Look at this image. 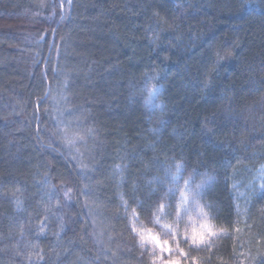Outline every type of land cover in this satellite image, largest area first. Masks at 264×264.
Segmentation results:
<instances>
[{"label":"trees","instance_id":"1","mask_svg":"<svg viewBox=\"0 0 264 264\" xmlns=\"http://www.w3.org/2000/svg\"><path fill=\"white\" fill-rule=\"evenodd\" d=\"M170 164L227 229L190 256L264 264V0H0V264H152Z\"/></svg>","mask_w":264,"mask_h":264},{"label":"snow or ice","instance_id":"2","mask_svg":"<svg viewBox=\"0 0 264 264\" xmlns=\"http://www.w3.org/2000/svg\"><path fill=\"white\" fill-rule=\"evenodd\" d=\"M148 91L150 98L154 91V87L149 88ZM147 99L148 98H146V100ZM69 143H75V138L69 139ZM117 168H119V166H117ZM182 178L180 164L176 165V171L171 173L170 179L167 174L164 180H161L159 177L153 178L154 182L158 184L166 181L170 186L161 196V202L152 213L151 222L154 225H158L164 234L169 236L171 241L175 242V247L172 246L169 239H161L159 233H154L153 229L144 227L137 228L135 223L132 225V232L139 236L141 246L146 242H150L153 245L152 252L150 253L152 264H188L189 260L191 264H200L197 257L190 256V252L193 249L199 251L202 246H207L210 250L213 237H218L221 233L227 234V229L225 228H221L219 233L213 230V225L208 220V213L204 211L205 207L210 208L211 205H201L199 203V198L202 197L203 181L193 187L191 183L192 177L189 176L187 179H184L183 186H181L179 180ZM261 188L264 189V185H261ZM153 191H155V189H153ZM176 192H179V197L175 204V223L162 222L165 216L170 215V213L166 212V209L171 207V198L175 196ZM190 204L196 205L200 214L204 217L205 222L201 223L199 229L193 228L191 232L185 229L183 233H181L180 221L183 219V213L187 211ZM124 207L127 211V202H124ZM132 219L133 221L139 219L135 209H133ZM236 231L239 232L240 229L237 228ZM181 242L188 245L187 251L184 247H181ZM156 249H159V255H157ZM164 253L168 254L167 258L164 257ZM175 253H178V257L174 255Z\"/></svg>","mask_w":264,"mask_h":264},{"label":"rangeland","instance_id":"3","mask_svg":"<svg viewBox=\"0 0 264 264\" xmlns=\"http://www.w3.org/2000/svg\"><path fill=\"white\" fill-rule=\"evenodd\" d=\"M153 87H154V91H153L151 97L150 98L148 97V107H149V110L151 113H154L155 111H159L163 108V102L161 99L162 87L160 85H155V86H152L151 88H153ZM60 116L62 117V123L64 126L63 129L66 131V133H68V135L71 139L75 138V141H76L77 140L76 135L78 134L77 133V126L75 127L74 125H72V122H73L72 120H68L65 116H62V115H60ZM63 117H64V119H63ZM117 166H119V168H117ZM117 166L115 167V171L117 173L122 172V170H123L122 164H119ZM175 171H176V165H173V164L160 165V167L157 169V171L152 174L151 178H149L148 180L147 179L145 180V186L151 187L152 184H155V185H157V189L158 190L161 189L162 193L164 194V192L168 189V187L170 185L166 181L164 183L158 184V183L154 182L153 178L159 177L161 180H164V178L167 174V176L170 179L171 173H173ZM121 181H122V178L119 179V182H118L119 185L121 184ZM183 183H184V179L182 178L179 180V184L181 186H183ZM191 183H192V186L195 187L196 184L192 181H191ZM203 190H204V186L202 188V197L199 198V203L201 205H205L203 202ZM178 197H179V192H176L175 196H173L171 198V207L166 209V212L170 213V215L165 216L162 222L175 223V206L172 205V201L175 200V204H176ZM127 211L129 212L131 225H133V223H135L137 228H139V227L146 228L139 215H138L139 219L137 221H133V219H132L133 211H130L129 209H127ZM204 211L208 213V220L213 225V230L217 231L219 233L220 229L212 222L207 207L204 208ZM203 222H205L204 217L200 214L199 209L196 207L195 204H190L187 208V211L183 213V219L180 221V231H181V233H183V231L185 229H187L189 232H191V230L193 228L199 229L201 223H203ZM153 232L159 233L161 239H169L172 246L175 247V242L171 241V238L169 236H166L164 234V232L160 229V227L158 230H153ZM221 234H219L218 237ZM218 237H213L212 242H214ZM186 246H188V245H185V244H183V242H181V247H184L185 250H186ZM142 247L147 249L150 253L152 252L153 245L150 242H146ZM156 253H157V255L160 254L159 249H156ZM163 255L165 258L168 257L167 253H164ZM174 255H176L178 257V253H175ZM188 264H191L190 260L188 261Z\"/></svg>","mask_w":264,"mask_h":264}]
</instances>
